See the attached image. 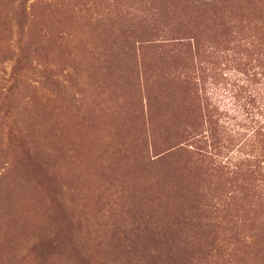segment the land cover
I'll use <instances>...</instances> for the list:
<instances>
[{
  "label": "rangeland",
  "instance_id": "1",
  "mask_svg": "<svg viewBox=\"0 0 264 264\" xmlns=\"http://www.w3.org/2000/svg\"><path fill=\"white\" fill-rule=\"evenodd\" d=\"M158 1L0 0V264H264V163L200 155L228 59L264 70V0H166L169 32L141 33Z\"/></svg>",
  "mask_w": 264,
  "mask_h": 264
},
{
  "label": "trees",
  "instance_id": "2",
  "mask_svg": "<svg viewBox=\"0 0 264 264\" xmlns=\"http://www.w3.org/2000/svg\"><path fill=\"white\" fill-rule=\"evenodd\" d=\"M164 1L166 0H159L156 3H150V7L153 9L151 16L143 15V14L139 16V21L141 23V30H142L141 33L153 32L156 34H160V33L165 34L166 32H169L168 29L164 27V25H166L167 21L170 18H172L169 17V15H172L174 10L167 9L166 2ZM185 1L188 2L189 0H185ZM190 1L196 4L212 5L213 7L224 9V11L226 12L229 9H231V8L228 9L229 7L228 0H190ZM245 11L246 13L249 12L246 9ZM249 14L250 12L247 13L248 16ZM175 15L176 17H179L176 13ZM171 30H175V29H171ZM246 35H244L245 37L243 36L241 37L244 38L243 40L245 41V43H247L249 40V35L247 36ZM247 44L249 45L250 43ZM156 45L157 44H155V46ZM249 48L250 47L244 48L241 53L246 59L249 58L248 55ZM259 54L260 55H258L257 53V57H255L253 60L256 62L262 60V62H264L263 61L264 53H262L260 50ZM245 58L242 59V57L236 56L235 58L228 59L229 62H232V64L229 63L230 67L235 71L232 75L230 74L229 76V77L233 76V81L229 83L228 88H225V86L220 87V85L216 87L214 85V87H212L211 89V96L217 94L220 95L222 91H226L224 97H228L230 101V105L232 106L231 108L232 113L228 115L227 113L214 112L215 109L217 110V107H215L214 105L210 106V111L212 112H210L209 115L210 116L211 114L217 115V117L213 116L211 118L212 122L206 129L209 132V135H207V137H210V139L214 138L213 143L208 145L211 147L210 149L213 152L204 150L203 154L200 153V155L206 159L208 158V155H214L215 158H213V160L216 162L217 166L220 167V169L226 171V173H230L231 175L233 173H238V175H242L243 173H247V172L251 173V171H255V169L253 168L260 169L259 165L264 163V162H258L259 164L254 165L250 160H248L249 157L248 153L252 152L251 149L256 148V146L252 145L253 143L258 146L257 149L258 154L262 155V151L264 149V132H260L259 129L257 128H252L250 129L248 137H246L247 134H245V132L239 131L240 129L246 131L249 127H252V125L250 126L244 124L246 120L249 121L248 111L251 108L250 103L255 98L258 101L260 99V96L264 98V91L256 87L257 84L263 83L264 81L262 80L264 79V70L262 71V66H261L258 67L257 71H255V69H252L251 65H249V62L245 60ZM238 68L240 70H238ZM259 78H261L260 81ZM220 116L222 118L225 117V119L218 118ZM220 122H222V124H220ZM211 133L213 136L211 135ZM199 140L200 139H196L197 142ZM229 144L235 146V149L233 151L235 152V155L231 156L232 155L231 152H230L231 154L229 155H225V156L221 155L225 151V148H227V145ZM252 165H254V167Z\"/></svg>",
  "mask_w": 264,
  "mask_h": 264
}]
</instances>
